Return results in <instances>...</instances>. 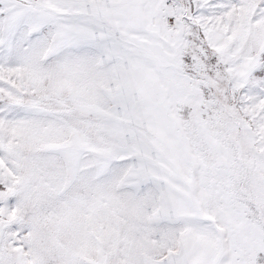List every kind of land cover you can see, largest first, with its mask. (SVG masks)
I'll return each instance as SVG.
<instances>
[{"label":"snow or ice","instance_id":"1","mask_svg":"<svg viewBox=\"0 0 264 264\" xmlns=\"http://www.w3.org/2000/svg\"><path fill=\"white\" fill-rule=\"evenodd\" d=\"M0 264H264V0H0Z\"/></svg>","mask_w":264,"mask_h":264}]
</instances>
